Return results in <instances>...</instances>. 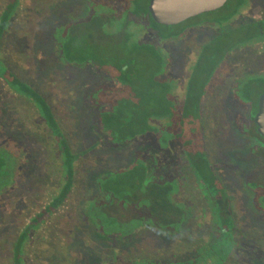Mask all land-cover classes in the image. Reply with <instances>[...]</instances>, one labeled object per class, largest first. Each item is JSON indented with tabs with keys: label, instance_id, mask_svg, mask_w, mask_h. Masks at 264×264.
Returning <instances> with one entry per match:
<instances>
[{
	"label": "rangeland",
	"instance_id": "374dc122",
	"mask_svg": "<svg viewBox=\"0 0 264 264\" xmlns=\"http://www.w3.org/2000/svg\"><path fill=\"white\" fill-rule=\"evenodd\" d=\"M5 2L0 0V14ZM228 2L232 6L237 0ZM124 7L123 0H19L0 40L8 69L47 102L67 152L73 157L70 194L63 206L31 232L22 245V264H191L196 250L202 246L197 240L200 234L192 227V214L197 213L194 209L199 197L186 184V190L181 192L189 200L186 211L178 202L179 191L176 194L174 190L176 178L187 180L190 175L186 162L181 159L180 143L171 141L161 151L155 135L148 133L130 143L111 145L105 134L98 133L99 108L90 100L93 90L108 83V78L89 63L63 61L59 52L60 43L54 33L62 27L63 37L68 34L79 40L68 44L67 57L85 58L88 54L85 50L91 48L97 57L104 58L114 47L117 36L119 41L124 37L120 28ZM212 13H208L211 15L206 20L227 16L230 11ZM262 18L264 0H244L237 15L220 27L204 23L202 18L174 26L173 33L178 37L163 44L170 53V61L162 80L172 81L176 85V98H181L191 66L204 44L221 33L230 36L237 27ZM148 22H140L141 32L148 30ZM112 37L115 39L111 40ZM232 38L224 40L222 47H231L237 41ZM144 66L143 60L138 61L139 69ZM246 76L264 79V44L237 49L226 57L206 88L202 123L206 157L218 166L216 171L222 183H228L235 219L250 221L249 191L243 183L254 173L262 172L264 163L251 153L257 144L255 138L243 132L252 126L253 110L249 103L239 104L232 98L233 89ZM261 91L264 84L256 87L253 98ZM235 99L242 103L239 96ZM22 124V213L17 223L12 216L7 232L0 226V264H14L15 227H21L22 232L28 227L31 219L50 203L64 176L54 138L24 99ZM124 170L134 174H140V170L146 172L147 177L137 187L116 188L115 182H110L119 193H127L129 201H136L132 208L146 220L129 238H103L98 213L96 216L93 210L104 204L103 200L109 199L112 193L103 189L98 180ZM164 181L169 183L167 187L163 186ZM115 200L123 203L119 197ZM177 206L183 215H177ZM113 213L119 217L117 209ZM155 215L164 226L171 224L166 226L170 228L168 231L155 226L151 220ZM241 219L238 221L245 225L248 235L264 234V223L258 230L257 225ZM257 221L261 222V218ZM256 246L264 247V241ZM224 264H264V256L243 253Z\"/></svg>",
	"mask_w": 264,
	"mask_h": 264
},
{
	"label": "trees",
	"instance_id": "16d2710c",
	"mask_svg": "<svg viewBox=\"0 0 264 264\" xmlns=\"http://www.w3.org/2000/svg\"><path fill=\"white\" fill-rule=\"evenodd\" d=\"M123 2L125 7L121 13L123 18L120 28L124 37L119 41L117 36L114 47L108 51L104 58L99 57V55L97 57L91 48L85 50L88 52L85 58L67 57L68 44H75L79 40L77 36H69L68 34H66L67 37H63L62 27L57 28L54 33L57 42L60 43L61 58L69 63H89L102 71L108 78V83L93 90L90 100L93 105L99 108L98 133L105 134L111 145L118 146L123 143H130L148 133L155 135L161 147L171 141H178L188 161L199 165L195 168L201 175L203 174L202 168L209 166L205 160V129L202 123L203 105L208 83L226 57L233 51L255 44H264V18L253 24H243L241 27H237L230 36L221 33L213 38L214 40L204 44L191 66L192 71H190L184 87V93L178 99L175 96L176 85L172 81L162 80L167 73L170 61V53L164 49L163 44L170 42L174 37H178L173 33L174 27H163L153 23L147 12L148 0H123ZM5 3L0 14V40L8 29L19 0H7ZM228 3L216 11L218 14L228 9L230 14H226L227 16H216L212 20H206L205 17L211 15L206 14L193 18V20L202 18L204 23L220 27L221 24L228 23L237 15V10L243 6L244 0H237L232 6H229ZM146 20L149 21L148 30L143 33L139 30L140 22ZM230 37L237 39V41L231 43V47L226 45L223 48L224 40ZM114 39L112 37L111 40ZM84 47L86 46L84 45ZM80 48L82 49L83 46ZM140 60L145 63L143 69L137 67ZM0 76H3L2 68H0ZM5 77L10 88L21 94L23 99L33 106L39 120L54 138L60 152L59 156L64 174L61 177L60 187L56 190L50 203L31 219L28 227L22 232L21 245H23L31 232L36 231L41 224L45 223L56 209L63 206L68 198L72 188L73 157L67 152L63 136L57 128L54 114L43 97L8 70H6ZM263 84L264 79H261L260 76H246L237 83L232 91V98L239 96L242 101L240 103L234 98L236 102L239 104L249 103L254 113L253 117L256 113L258 97L263 91L259 92L255 98H253L252 93L258 85ZM251 125L248 130L244 129L243 132L248 137L253 138L256 137V132L252 121ZM138 173L140 174H134L131 170H124L98 180L103 189L105 188L107 192L112 193L109 199L103 200L104 204L97 205L93 210L96 216L98 213L101 237L126 239L138 229L137 227L144 224L145 216L132 208L136 201H129L127 193H119L114 188V184L110 185V182L114 181L116 188L122 185L137 187L143 178L147 177L145 171L140 170ZM168 184L163 186L167 187ZM106 187L108 188L106 189ZM117 197L123 200L122 204L115 200ZM106 208L104 214L103 211ZM113 209L119 211V217L114 215ZM176 209L177 215L179 213L183 215L182 210L178 211L180 210L178 206ZM151 218L159 230L168 231L167 229H170L166 226L171 224L164 226V223L161 224L157 219V215ZM222 247L220 245L219 250H215L218 255L215 254L210 259L211 264H222L225 257L230 253L228 249ZM18 253H14V264H22V257Z\"/></svg>",
	"mask_w": 264,
	"mask_h": 264
},
{
	"label": "flooded vegetation",
	"instance_id": "af4514ba",
	"mask_svg": "<svg viewBox=\"0 0 264 264\" xmlns=\"http://www.w3.org/2000/svg\"><path fill=\"white\" fill-rule=\"evenodd\" d=\"M1 48L0 44V49ZM0 68H2L3 74V76H0V226L5 229L4 232H7V228L9 227L7 223L11 221L12 216L17 223L22 213L23 97L21 94L14 92L6 83V70L20 81L22 80L17 74L8 69L6 61L1 54V50ZM46 131L48 130L46 129ZM255 132L256 137L253 138H255L257 144L251 150V153L254 154L256 160L262 164L264 163V138L257 133L256 126ZM159 146L162 151V149L168 147V144H165L164 147H161V145ZM182 154L183 157H181V159L186 162L190 170V175L187 180L186 178L175 179L174 190L176 194L179 191L177 195L178 202H180L181 207H184V209H182H186L187 211L189 208L187 201L189 200L186 199L185 194L182 195L187 185L191 186L187 189H189L192 194L199 197L196 199L197 205L194 209L197 210V213L192 214V227L196 229L197 234H200L197 236V240L202 244L199 248V250L202 249V251L199 252L198 249L196 250V256L193 261H191V264H211L210 259L217 254L215 250H219L218 247L220 245L223 246L222 248L230 251L222 264L233 256L242 255L243 253H251L252 255L257 253L264 256V247L261 246L259 248V246H256L264 241V234H259L258 236L248 235V232L244 229L245 225L240 224L238 221L241 217L238 218V220L235 219L234 211L232 210L230 189L227 185L228 183H222L221 177L216 171L218 166L216 167V165L210 163L205 156V160L209 166L202 168L203 171H201L203 174L200 175V172L195 168V166L197 167L199 165L189 162L183 150ZM163 177L165 176L163 175ZM223 180L225 181V178H223ZM165 184H167V182L164 181V185ZM243 186L249 191V206L252 213H250V221L245 219L241 220L247 223L251 222L252 226L257 225L256 228L259 230L264 223V170L259 173H254L251 178L243 183ZM257 201H259V203H257ZM244 217L247 218L248 216ZM260 218L261 222H258L257 220ZM186 221L187 220H185V224ZM21 239L22 229L16 226L13 255L19 252L18 254L21 256Z\"/></svg>",
	"mask_w": 264,
	"mask_h": 264
},
{
	"label": "water",
	"instance_id": "95a60500",
	"mask_svg": "<svg viewBox=\"0 0 264 264\" xmlns=\"http://www.w3.org/2000/svg\"><path fill=\"white\" fill-rule=\"evenodd\" d=\"M228 0H148L147 12L156 25L178 26L189 19L212 13L223 8ZM257 133L264 138V91L257 101L253 117Z\"/></svg>",
	"mask_w": 264,
	"mask_h": 264
}]
</instances>
